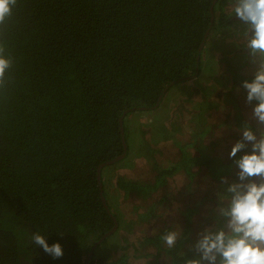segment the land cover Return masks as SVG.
<instances>
[{"label": "trees", "instance_id": "16d2710c", "mask_svg": "<svg viewBox=\"0 0 264 264\" xmlns=\"http://www.w3.org/2000/svg\"><path fill=\"white\" fill-rule=\"evenodd\" d=\"M232 24L226 0H18L13 15L0 25V44L13 59L0 88V264H129L131 242L125 233L122 249L99 251L115 234L118 247L125 204H133L127 212L132 224L148 222L149 211L140 210L144 200L155 194L166 200L168 177L180 169L190 179L196 172H207L208 178H200L192 192L199 193L196 198L185 191L189 201L175 198L178 202L169 207L182 218L178 224L140 236L137 247L153 257V264L198 258L193 246L204 230L200 222L213 220L218 194L228 186L223 180L238 179L235 160L251 146L233 158L235 144L230 145L228 156L214 162L217 156L206 157L207 146L181 145L172 136L180 146L175 162L155 163L153 181L116 172L112 182L105 168L132 159L128 115L158 109L172 86L198 78L210 37ZM228 56L218 54L228 67L224 74L231 78L232 93L254 77L237 72L248 57L234 64ZM219 87L215 97H224ZM218 125L195 132L194 138ZM193 144L200 146L198 155L188 154ZM217 218L219 226L222 218ZM175 229L179 239L168 248L160 237ZM36 232L49 244L59 241L63 256L53 258L35 245Z\"/></svg>", "mask_w": 264, "mask_h": 264}, {"label": "rangeland", "instance_id": "374dc122", "mask_svg": "<svg viewBox=\"0 0 264 264\" xmlns=\"http://www.w3.org/2000/svg\"><path fill=\"white\" fill-rule=\"evenodd\" d=\"M226 10L230 12L231 16V5L228 4V0H226ZM231 20H233L231 27L223 29V32L221 30L220 34L215 32V35L213 33L210 37L203 54L202 73L198 78L179 82L172 86L164 96L158 109L137 110L128 115L127 123L131 148H133L131 158L137 161L138 169L132 168V159L128 160L126 157L117 165L106 166V175L108 179L110 177V181L114 182L116 172H126L127 175H135L139 179L146 178L153 181V166L155 163L166 167L172 166L175 162L176 154L174 153H178L180 146L178 147L172 136L176 137L181 145L194 142L195 145L207 146L205 150L206 157L217 156L216 161H214L217 162L220 158L228 156V147L235 144L237 136L242 137V128L245 124L257 127L252 116L253 107L257 101H253L252 104L246 102L244 96H247V92L241 87L240 83L235 86L232 93H228L230 92L231 78L224 74V72H227L228 67L225 63H221L218 58L219 53L229 55V58L233 55L232 62L239 64L240 60H245L248 57L249 62L237 72L241 73L242 77H254L257 65L253 62L250 50L242 48L240 53L236 52L239 51L242 44L246 46V42L240 33H243L247 26L234 14L231 16ZM217 34L219 35L217 36ZM219 86L223 88V92L226 94L224 97H215L217 90L220 89ZM206 89L210 93L214 92V94L210 95ZM230 104L234 107V110L231 109ZM182 108L185 109L183 111L184 115L180 116ZM228 117L229 119H227ZM240 117L243 118V121L239 124ZM217 124L219 125L215 130L209 131L204 137L194 138L195 132L206 130V128ZM194 144L187 147L188 154L198 155L200 146L197 148ZM248 145L251 146V144ZM139 152H141V155ZM198 170L199 167L196 171ZM204 171L206 170L204 169ZM184 173V169H180L168 177V189L166 187L163 191L164 195H168L166 200H160V196L156 194L154 197L144 200L140 210L143 212L149 211L148 217L150 219L148 222L139 223L138 225L132 224V218L127 213L129 204H132V202L126 203L125 207L122 208L124 215L121 231L119 232L118 247L115 246L117 236L115 234L109 236L106 243L107 247L102 248L99 252L122 249V245L126 240L121 234L125 233L131 242L132 260L129 264H153V257L147 256L148 252L146 250V254L142 255L140 247H137L140 241L139 237L157 233L159 228L178 224L182 218H178L174 213L175 211H170L169 207H173V204L178 202L175 198L183 201L196 198L199 193L192 194V192L199 186V182H202L200 178H208L207 172L203 173L204 176L196 172L193 179H190ZM237 180L232 178L231 182ZM185 191L190 193L187 194L189 199L184 197ZM216 199H218L217 196L214 200ZM217 202L214 204L216 206L215 211L211 213L213 220L210 222L204 218L203 222H200L201 228L205 229L207 225L214 228L218 227L219 221L216 224L214 223L218 216ZM153 204L156 205L151 209ZM181 205L184 208L186 207L183 203ZM203 207L206 210L210 208L208 205H203ZM168 212L173 214L170 218ZM177 214L179 215L178 212ZM198 220L199 218L197 222ZM175 231L179 233V229H175ZM147 246L143 245L142 247L147 248ZM150 249L151 246L149 245Z\"/></svg>", "mask_w": 264, "mask_h": 264}, {"label": "clouds", "instance_id": "9594fccd", "mask_svg": "<svg viewBox=\"0 0 264 264\" xmlns=\"http://www.w3.org/2000/svg\"><path fill=\"white\" fill-rule=\"evenodd\" d=\"M228 4L231 16L234 14L247 26L240 35L257 65L254 78L244 80L241 85L247 92L246 102L257 101L252 111L257 127L245 124L242 138L231 149L230 157L234 158L248 144L252 148L235 160L238 180L230 184L223 180L228 186L218 194V215L222 222L201 232L193 246L198 258L186 259L184 264H264V0H228ZM17 5L18 0H0V25L13 15ZM12 68L13 59L0 44V88L6 85ZM31 239L53 258L63 256L59 241L49 244L46 235L40 232ZM160 239L173 248L179 234L168 230Z\"/></svg>", "mask_w": 264, "mask_h": 264}, {"label": "water", "instance_id": "95a60500", "mask_svg": "<svg viewBox=\"0 0 264 264\" xmlns=\"http://www.w3.org/2000/svg\"><path fill=\"white\" fill-rule=\"evenodd\" d=\"M125 154H126V152H125L124 154H122L121 156L117 157L116 159H114V160L108 162V164H110V163H112V162H115V161L119 160L120 158H123ZM101 168H102V166L99 168V175H101V173H100V172H101ZM102 197L104 198V201H106V200H105V196H104V194H103V191H102ZM117 227H118V225L116 224V226L112 229V231H110L109 233H107L106 235H104V236H103V237L97 242L96 245H98L99 243H101V242L107 237V235H108V234H111L115 229H117ZM96 245H95V247H96ZM95 247H94V248H95Z\"/></svg>", "mask_w": 264, "mask_h": 264}]
</instances>
